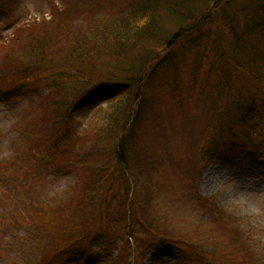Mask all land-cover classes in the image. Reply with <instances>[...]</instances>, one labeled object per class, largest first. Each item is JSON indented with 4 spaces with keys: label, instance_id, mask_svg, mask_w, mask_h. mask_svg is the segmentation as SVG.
<instances>
[{
    "label": "rangeland",
    "instance_id": "rangeland-1",
    "mask_svg": "<svg viewBox=\"0 0 264 264\" xmlns=\"http://www.w3.org/2000/svg\"><path fill=\"white\" fill-rule=\"evenodd\" d=\"M122 1L8 0L9 11L0 12V88L10 93L6 98L0 91V264L47 262L40 257L44 244V249L49 248L57 234H67L79 223L91 234L80 239L61 263L45 264H264V147L258 156L241 163L202 158L206 146L199 138L212 121L208 102H215L217 94L216 86L212 87L217 82L214 76L210 87L202 85L205 66L195 71L198 79L193 80L192 65L181 64V79L174 88L170 80L155 82L153 116L141 130L137 146L147 160L135 172L142 174L135 183L139 203L130 204L128 192L123 195L119 186L106 198L103 192L96 193L98 202L90 207L77 205L80 197L71 198L84 192L87 179L80 160L76 167L67 165L70 156L89 148L94 152L91 146L97 139L103 150L111 152L113 147L114 139L93 129L100 111L94 106L74 111L70 120L75 137L70 152H58L51 165L44 161L46 154H53V144L38 132L47 95L35 89L36 80L57 70L50 66L53 59L66 65V40L60 33L70 32L68 18L56 19V12L76 7L75 20L87 15L96 20L116 14ZM37 42L45 43L42 50L36 47ZM101 59L93 70H84V82L79 84L95 83L105 75ZM129 60H138L136 52L129 53ZM103 61L110 62L107 58ZM59 76L66 85H78V75L63 71ZM234 80L235 93L230 94L226 111L233 110L236 91L247 92L243 89L249 84L247 76L234 73ZM16 94L22 95L17 103L13 100ZM64 94L59 100L65 99ZM101 103L105 105L104 100ZM90 134H95L92 140ZM90 160L96 167L109 162L104 156ZM145 177L150 182L144 181ZM91 187L88 197L94 192ZM98 187L95 183L94 188ZM139 212L137 225H132L137 230L135 236L128 230L131 219L126 216H138ZM141 217L155 231L171 237L146 236L140 230ZM181 239L192 257L184 254L178 244ZM77 250L82 252L80 256Z\"/></svg>",
    "mask_w": 264,
    "mask_h": 264
},
{
    "label": "trees",
    "instance_id": "trees-1",
    "mask_svg": "<svg viewBox=\"0 0 264 264\" xmlns=\"http://www.w3.org/2000/svg\"><path fill=\"white\" fill-rule=\"evenodd\" d=\"M7 1L0 0V12L9 11ZM73 9L56 12V19L68 18L69 23L70 32L60 33L66 40V51H63V64L66 65H60L54 59L51 61L54 65L47 63L57 70H50L53 72L50 76L41 75L36 80L35 89L47 95L43 103V126L37 130L42 138L49 137V143L53 144L50 147L53 154H46L44 160L47 164L51 165V159L56 158L58 152H70L75 137L70 120L74 111L93 106L95 110L100 109L92 122L93 129L97 134L114 139L111 142L113 147L109 149L111 152L103 150L97 139L91 146L95 147L94 152L89 148L70 156L72 160L67 165L76 167L80 160L87 179L83 195L71 197H80L77 205L90 207V203L98 202L96 193L103 192L101 195L106 198L107 193L118 186L122 192H128L130 204L139 203L135 183L142 174L135 175V172L141 170L147 160L139 154L137 146L141 144V130L153 116V88L158 80L161 84L170 80L174 88L181 79L179 73L183 63L192 65L193 80L198 79L195 71L200 72L205 66L204 87H210L214 77L217 81L212 83L217 92L215 102H208L212 121L199 138L206 146L202 158L241 163L247 157L258 156L259 149L264 147V0H123L116 14L96 20L88 15L75 20L72 17L76 7ZM142 20L145 21L143 25L140 24ZM44 44L37 42L36 47L42 50ZM29 48L35 52L33 45ZM132 52H136L138 60H129ZM99 58H102L100 65L104 70L101 72L105 75L95 83L79 84L84 82L81 78L84 70H93ZM104 58L110 62L103 61ZM63 71L78 75L75 78L78 85L64 84L59 76ZM234 73L249 78V84L243 87L248 93L236 91L237 98L231 102L233 110L226 111L229 96L235 93L234 82L237 81ZM0 91L6 98L10 97L5 88ZM64 92L65 99L59 100ZM13 100L19 102L22 95L16 94ZM103 100L106 107L101 103ZM94 137L95 134L88 135L90 140ZM100 156L109 162L96 167L90 159ZM143 180L150 182L146 177ZM95 183L102 189L98 187L96 190ZM91 185L94 196L88 197ZM82 207H79L78 214L83 212ZM139 213L138 216H126L131 219L127 227L133 235L137 234L132 225L135 226ZM145 216L151 215L145 212ZM141 218L146 229L141 227L140 230L146 236L171 237L155 231ZM72 227L67 234H57L49 248L44 249V244L40 257L47 258L45 263H61L78 247L76 244L80 239L91 234L88 227L80 223ZM178 244L184 254L192 257L185 240H179ZM76 254L80 256L82 252L77 250Z\"/></svg>",
    "mask_w": 264,
    "mask_h": 264
},
{
    "label": "clouds",
    "instance_id": "clouds-1",
    "mask_svg": "<svg viewBox=\"0 0 264 264\" xmlns=\"http://www.w3.org/2000/svg\"><path fill=\"white\" fill-rule=\"evenodd\" d=\"M144 23H145V21H143V20H142V21H140V24H141V25H143Z\"/></svg>",
    "mask_w": 264,
    "mask_h": 264
}]
</instances>
